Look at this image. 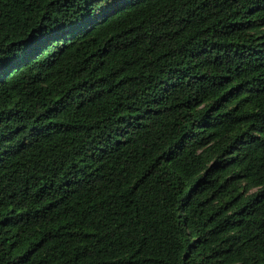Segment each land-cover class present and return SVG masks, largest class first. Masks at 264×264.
Masks as SVG:
<instances>
[{
  "label": "trees",
  "instance_id": "obj_1",
  "mask_svg": "<svg viewBox=\"0 0 264 264\" xmlns=\"http://www.w3.org/2000/svg\"><path fill=\"white\" fill-rule=\"evenodd\" d=\"M0 264H264V0H0Z\"/></svg>",
  "mask_w": 264,
  "mask_h": 264
}]
</instances>
